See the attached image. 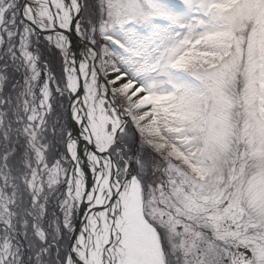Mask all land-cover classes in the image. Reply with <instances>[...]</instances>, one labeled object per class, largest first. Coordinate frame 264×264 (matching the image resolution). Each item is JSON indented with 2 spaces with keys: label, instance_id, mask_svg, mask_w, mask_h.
<instances>
[{
  "label": "snow or ice",
  "instance_id": "snow-or-ice-1",
  "mask_svg": "<svg viewBox=\"0 0 264 264\" xmlns=\"http://www.w3.org/2000/svg\"><path fill=\"white\" fill-rule=\"evenodd\" d=\"M0 264H264V0H0Z\"/></svg>",
  "mask_w": 264,
  "mask_h": 264
}]
</instances>
